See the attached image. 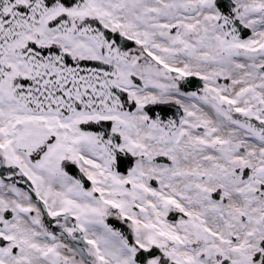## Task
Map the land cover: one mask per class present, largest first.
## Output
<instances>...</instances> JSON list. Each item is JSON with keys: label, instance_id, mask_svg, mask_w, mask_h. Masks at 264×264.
Here are the masks:
<instances>
[{"label": "snow or ice", "instance_id": "6c2138e0", "mask_svg": "<svg viewBox=\"0 0 264 264\" xmlns=\"http://www.w3.org/2000/svg\"><path fill=\"white\" fill-rule=\"evenodd\" d=\"M0 264H264V0H0Z\"/></svg>", "mask_w": 264, "mask_h": 264}]
</instances>
